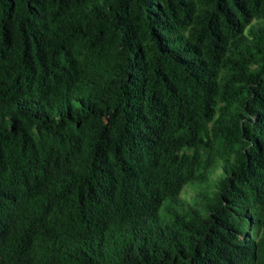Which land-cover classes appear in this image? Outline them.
<instances>
[{"label":"trees","instance_id":"1","mask_svg":"<svg viewBox=\"0 0 264 264\" xmlns=\"http://www.w3.org/2000/svg\"><path fill=\"white\" fill-rule=\"evenodd\" d=\"M0 264H264V0H0Z\"/></svg>","mask_w":264,"mask_h":264},{"label":"rangeland","instance_id":"2","mask_svg":"<svg viewBox=\"0 0 264 264\" xmlns=\"http://www.w3.org/2000/svg\"><path fill=\"white\" fill-rule=\"evenodd\" d=\"M203 158L207 157L206 153L201 154ZM211 168L205 170L208 176V180L213 182L217 177H219L222 174L221 166L222 162L218 159H215L214 162L211 164ZM197 190L193 187H184L183 190L179 194V198L183 199L185 203L189 204L193 201L195 194ZM246 228V234L250 231V225H245Z\"/></svg>","mask_w":264,"mask_h":264}]
</instances>
